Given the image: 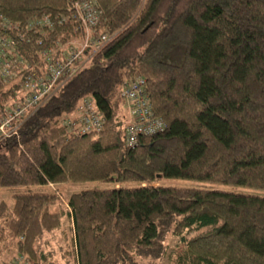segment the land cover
<instances>
[{
    "label": "trees",
    "instance_id": "trees-1",
    "mask_svg": "<svg viewBox=\"0 0 264 264\" xmlns=\"http://www.w3.org/2000/svg\"><path fill=\"white\" fill-rule=\"evenodd\" d=\"M74 1L0 0L26 70L45 68V50L56 59L80 41ZM96 4L95 30L111 38L0 138V187L12 198L0 199V264H264V0ZM46 16L52 27L36 22ZM136 77L165 126L128 144L121 89ZM17 86L0 82V91L9 99ZM84 98L100 130L65 122ZM166 177L249 190L157 183ZM88 180L100 184L70 191L66 203L47 190ZM55 230L60 257L40 242Z\"/></svg>",
    "mask_w": 264,
    "mask_h": 264
},
{
    "label": "built area",
    "instance_id": "built-area-1",
    "mask_svg": "<svg viewBox=\"0 0 264 264\" xmlns=\"http://www.w3.org/2000/svg\"><path fill=\"white\" fill-rule=\"evenodd\" d=\"M74 13L84 28L81 40L77 45H70L68 50L56 59L52 58L51 49L45 50L44 55L48 63L41 71L26 70L29 65L24 57L16 54L14 38L7 32V29L18 25L4 18L0 19V82L18 80L16 95L7 99L0 91V138L17 132L23 120L111 38L112 33L95 30L101 15V8L97 6L96 0H75ZM36 22L53 26V20L49 16L39 18ZM121 94L129 106L130 117L125 127V139L128 144L135 143L139 133H152L164 128L165 120L153 112L142 77L124 82ZM65 122L71 129L80 132L100 130L103 127L102 115L89 98H84L76 113L65 117Z\"/></svg>",
    "mask_w": 264,
    "mask_h": 264
},
{
    "label": "rangeland",
    "instance_id": "rangeland-1",
    "mask_svg": "<svg viewBox=\"0 0 264 264\" xmlns=\"http://www.w3.org/2000/svg\"><path fill=\"white\" fill-rule=\"evenodd\" d=\"M81 40V39H80ZM79 42V41H78ZM78 42L74 43V45H77ZM67 43L63 44L62 46H66ZM86 63H89V60L85 61ZM127 111V110H126ZM171 183V184H182V185H197V186H213V187H221V188H227V189H234V190H249V188H246L244 186H238V185H232V184H225V183H213L211 181H207V180H197V179H191V178H187V177H166L165 179H160L157 183ZM95 184H100L99 181H76V182H69V186L68 188L66 187L64 190L65 193H61V191H58L57 184L56 183H50L47 187L50 189H47L49 191H56V194L59 195L61 197V199L63 200L64 203H66L67 200V196L69 195V192L72 190H77V189H81V188H86L89 187L91 185H95ZM125 184H136V182L133 181H127L125 182ZM55 187V189H54ZM11 191L9 187H4L1 186L0 187V199H6L7 201L11 202L12 198H11ZM60 231H53V232H48V233H43V235L41 236L40 242L41 245L43 247H45L46 249H48L49 247H55L58 257H60V250H62L63 248H65V246H63L61 248L60 244ZM177 237L173 236L170 237L167 241L169 244V248H172L176 242H177ZM22 258H24L22 256ZM14 264H19V256L13 257L11 258ZM151 264H169V261L167 259V257L164 258H160L158 260H153L150 261Z\"/></svg>",
    "mask_w": 264,
    "mask_h": 264
}]
</instances>
